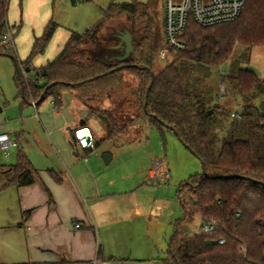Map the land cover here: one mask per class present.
<instances>
[{
	"label": "trees",
	"instance_id": "trees-1",
	"mask_svg": "<svg viewBox=\"0 0 264 264\" xmlns=\"http://www.w3.org/2000/svg\"><path fill=\"white\" fill-rule=\"evenodd\" d=\"M157 1H114L103 21L83 34L72 32L54 60L33 68V60L45 54L55 35L57 25L51 23L34 42L28 59L19 63L34 82L26 83L18 74V86L21 89L23 84L24 99L37 106L52 98L60 108L63 95L70 92L102 122L108 141L117 143L136 126L140 134L156 128L162 135L164 131L177 133L200 159L203 174L179 187L183 217L175 223L162 264H264V80L242 68L226 75L245 107L243 118L233 119L221 140L208 115L217 107L206 108L207 101L197 87L203 70L227 64L237 45L264 47V0H247L244 12L233 22L202 27L190 19L182 37L186 49L161 71L156 69L159 29L150 16ZM9 3L0 0V54L4 56L1 43L9 27ZM123 14L132 21L129 32L134 51L120 62L124 50L117 48L121 44L117 33L99 37V32L104 23ZM139 22L145 24L138 27ZM128 105L137 115L126 123L121 112ZM11 170L13 177L0 193L37 180L36 169L21 150ZM197 219L202 225L192 233L190 226ZM207 224L215 229L204 231ZM242 246L245 254L239 252Z\"/></svg>",
	"mask_w": 264,
	"mask_h": 264
},
{
	"label": "crops",
	"instance_id": "crops-1",
	"mask_svg": "<svg viewBox=\"0 0 264 264\" xmlns=\"http://www.w3.org/2000/svg\"><path fill=\"white\" fill-rule=\"evenodd\" d=\"M69 38L56 31L41 66L54 60ZM62 99V107L56 108L50 98L54 123L62 132L48 120L55 153L53 159L47 156L50 165H39L20 148L37 180L0 193V264H160L166 223L159 188L154 187L158 184L148 177L152 163L161 159L143 163L132 154L126 162L133 167L121 168L124 156L103 151L108 140L99 137L106 132L102 122L72 95L65 93ZM82 127L95 134L93 148L83 149L75 140ZM107 152L112 155L108 165L103 160ZM1 156L12 159V154ZM16 163H0V188L12 179Z\"/></svg>",
	"mask_w": 264,
	"mask_h": 264
},
{
	"label": "rangeland",
	"instance_id": "rangeland-1",
	"mask_svg": "<svg viewBox=\"0 0 264 264\" xmlns=\"http://www.w3.org/2000/svg\"><path fill=\"white\" fill-rule=\"evenodd\" d=\"M114 1L116 3L147 4L150 0H10L7 20L14 36L16 53L12 55L4 49L5 53L3 54L6 56L0 55V128L7 126L4 129L10 133L18 146L12 149V159L10 160H4L0 153V163H15L21 148L29 153L33 161L39 165L48 166L50 159L47 156L52 159L55 157V153L50 149L53 147L51 129L47 125L48 120L53 128L58 129L54 123L55 109L50 99L37 107L33 105L32 101L24 99L17 83V65L9 56L15 57L19 63L25 62L32 51L34 42L44 35L46 28L51 23L57 25L56 31L61 36L71 35L72 32L85 33L86 30L94 28L104 20L106 11ZM163 15V0H158L156 6L150 11V16L159 29L156 33L159 36L157 71L163 70L177 58L174 55L171 62L160 58V52L164 49ZM144 21L147 22V19ZM131 24L132 21L127 15H118L104 23L99 37L115 32L120 38L129 31ZM144 24V22H139L138 27H142ZM155 30L157 31L156 27ZM48 56L47 50L44 55L35 58L31 66L33 68L40 67L47 61ZM241 68L253 71L264 80V47L248 48L244 45H237L227 64L221 68L204 69L197 84L207 101L206 108L217 107L216 111H211H213V122L218 127L217 137L220 140L233 122L231 114L244 112L245 104L242 97L226 78L230 71L234 72ZM28 75L30 78L32 77V74ZM24 80L27 82L26 78ZM129 84L132 85V82L129 81ZM132 87L135 85L133 84ZM67 93L72 95L70 92ZM47 110L50 112L46 114ZM129 110L131 111L129 112ZM121 115L128 123L137 115V110L132 105H128L124 107ZM58 132L62 133L59 129ZM99 137H102V140H107L106 132ZM220 145L221 141L216 146ZM103 151H113L118 156H124L121 168L129 167L131 162L126 161L129 160L127 157L132 154L143 163L157 158L166 162L170 171L169 179L158 183V185L154 184L155 188H159L160 207L163 211L161 219H165L166 223L162 225V248L159 261H157L162 264V260L167 257V247L175 223L183 217V211L178 202L179 187L190 177L203 174L202 162L180 141L175 133L164 131L162 135L156 128H149L140 134L139 128L136 126L117 143L116 141H107ZM118 161L119 158H116L112 168H115ZM131 165L133 167L134 163ZM201 225V220L197 219L190 226L191 232L197 231Z\"/></svg>",
	"mask_w": 264,
	"mask_h": 264
},
{
	"label": "built area",
	"instance_id": "built-area-1",
	"mask_svg": "<svg viewBox=\"0 0 264 264\" xmlns=\"http://www.w3.org/2000/svg\"><path fill=\"white\" fill-rule=\"evenodd\" d=\"M246 4L247 0H163L164 49L160 52L161 60H169L171 62L176 53L186 49V43L182 37L190 19L202 27L233 22L242 15ZM1 45L10 54L15 55L14 36L9 27ZM22 77L23 79L26 78L27 82H34L35 80L30 78L25 71L22 72ZM33 104L37 107L36 103L33 102ZM231 118L241 120L243 116L239 112H233ZM4 128L6 127L0 128V153L4 158L8 159L11 156L12 149L17 147L18 144ZM74 136L79 146L83 149L95 146V136L89 127H82L76 130ZM169 175L170 171L166 162L156 160L152 163L148 182L152 184L165 182L169 179ZM76 227L80 228L81 226L77 224ZM214 229L215 226L213 224L204 225V231L206 232H211ZM220 243L224 244L225 240H221ZM246 251L245 246L239 249L241 254H245Z\"/></svg>",
	"mask_w": 264,
	"mask_h": 264
},
{
	"label": "water",
	"instance_id": "water-1",
	"mask_svg": "<svg viewBox=\"0 0 264 264\" xmlns=\"http://www.w3.org/2000/svg\"><path fill=\"white\" fill-rule=\"evenodd\" d=\"M120 40H121V44L117 47L118 49H122L124 50V56L119 58V61L120 62H125L127 61L130 56L132 55L133 53V43H132V35L130 34V32H126L122 37H120ZM2 55V54H0ZM9 58H11L12 60H14V62L16 63L17 65V71H18V74L19 76H22V70L19 66V62L17 61V59L13 56H9ZM125 66H122V67H119L118 69L116 70H122ZM116 70H113L112 72L116 71ZM150 71V70H149ZM151 72V75L152 77H154V73L152 71ZM150 88L151 86L149 87L148 89V93L150 91ZM21 93H22V96L24 97V87H23V84H22V88H21ZM34 105V104H33ZM37 105V104H36ZM213 114V111H210L208 113L209 116H211ZM176 135L178 136V134L176 133ZM179 138V137H178ZM181 141V139H180ZM182 142V141H181ZM183 143V142H182ZM184 144V143H183ZM186 146V145H185ZM103 160L105 162L106 165H108L110 163V161L112 160V155L110 153H106L104 154L103 156Z\"/></svg>",
	"mask_w": 264,
	"mask_h": 264
}]
</instances>
